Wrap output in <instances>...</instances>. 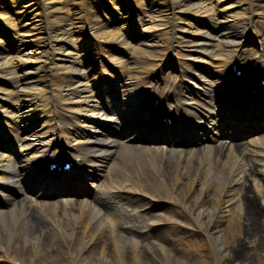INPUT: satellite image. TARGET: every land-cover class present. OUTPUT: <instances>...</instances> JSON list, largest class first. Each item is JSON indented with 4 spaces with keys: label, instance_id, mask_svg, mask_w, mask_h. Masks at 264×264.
Here are the masks:
<instances>
[{
    "label": "bare ground",
    "instance_id": "bare-ground-1",
    "mask_svg": "<svg viewBox=\"0 0 264 264\" xmlns=\"http://www.w3.org/2000/svg\"><path fill=\"white\" fill-rule=\"evenodd\" d=\"M44 1L45 4L49 3L47 6L49 8L48 17L51 18L49 24L52 25V27L49 28L45 40L41 41L38 38L30 37L26 40L20 39L18 41L19 44L16 43V45L23 53L11 64L4 59L3 51L0 50V78L7 79L10 85L15 87L18 86L19 83H21L23 87L26 85L25 89H20V93H17L16 96H11L10 104L16 109L22 107L21 113L12 114L11 117L15 123L22 122L23 129L27 127L30 129L34 124L33 122L39 119L37 115L46 113L45 110L36 113H33L32 110L31 113L30 109L27 108L29 107L27 104L34 99L37 86L31 84L36 80L35 75L38 71L47 69L45 62L48 60L49 56L47 55V51H49V55L51 56L50 64H52V66L58 65L63 70L58 79V87L61 91L59 99V106L61 107H59L58 112L63 119H66L68 114L74 119V124L71 123L73 128L71 133L73 137H67L69 141L67 140L66 143L76 147V145L81 144V142L97 140L98 135L96 134V129L93 130L94 133H92V135H83L81 134L80 127L85 126L86 123H84L82 119H75L76 114L80 116L82 114L83 117L95 115L97 106L94 104L92 90L88 86L87 77L83 71L84 68H80L77 58L72 55L73 53L69 48L72 41L69 39V32L65 28L67 17L63 9L67 4L64 3L63 0ZM55 1L59 2L61 6L51 8ZM182 1H184V3H182ZM185 1L186 0H178V3H182V5H184L183 9L190 11L189 14L191 16H197L195 15L197 13L206 14V9H204L203 4H189ZM220 2L222 4H227L226 7L220 9L216 13H212V15L207 14L206 17L211 15L209 19L219 21V23L223 25L228 23L229 17H231V20L239 22L240 18L237 16L238 7L246 3L242 0H220ZM260 2L264 3V0ZM253 5L254 2L252 1L249 7L252 8ZM23 15L26 16L23 26L26 29V35H29V31L40 26L39 21L42 22V13H40L39 9H35L31 12L26 11ZM0 21L3 22L6 28L10 27L12 30L15 29V25L11 22L10 16L0 17ZM235 31H237V29ZM226 33H229V26L223 30L221 29L218 34L229 35ZM110 35L112 36V33H110ZM235 37H238V34L235 33ZM235 37L230 38L228 41L230 43H237ZM211 38H213L212 34L204 32L200 36V39L191 40V43L195 50L202 49L203 45H206ZM71 45L73 46V43H71ZM37 47H44V49L39 51V56L41 53H43V55L38 59L27 57L28 55H33ZM67 62H69L70 65H65ZM86 67H89V65L87 64ZM18 70L21 72L20 75L17 74ZM129 70L131 76H137L138 73H140V68L135 63L130 65ZM223 77H226V73L224 71H219L217 80ZM192 86L196 88L195 84H192ZM223 86L224 85H222V87ZM134 89L135 88L126 89L127 97ZM10 93H12V91H10ZM180 97L183 98L182 100L186 103L183 90L180 91ZM18 99H20V101H18ZM62 111H64V113ZM28 117L31 118L29 121L27 120ZM69 126L70 125H68V127ZM88 127L90 126L88 125ZM20 130H22L21 127H17L16 132ZM40 134L43 135L44 133L40 132ZM24 139L25 138H22L21 140L23 141ZM100 140L103 139L100 138ZM33 145V142H24L23 145H20V148L25 151L26 155V151L33 149ZM238 145L239 144H235V148L232 146L223 148L221 144L213 146L202 145L199 149H184L185 152L183 154L185 155L182 157L174 151L172 152V159L174 160L176 158L178 164H181L176 168L178 173L176 172L174 176L171 177L166 170V160L162 162V170L159 166L160 156L163 157L161 153L162 148H146L143 146H131L126 144L121 147L117 160H115V162L118 163V169L124 174L122 181L120 182L119 180L118 182L122 184L125 183L128 178L127 174L134 173L141 177L140 179L145 186L150 185L153 190L156 191V181L159 188V179L164 177V175L170 176L167 181L165 180L168 188H170L172 184L179 186L182 184L183 180L179 173L183 171H185L187 180L190 181H195L199 177H204L205 180L206 177H208L206 198L204 197L197 205L196 201L193 200L194 203L192 204V200H190L188 201V205L186 204L184 207L189 209L190 212L193 210L196 215V220L200 224L207 226L214 246L218 248L221 240L219 234L220 224L223 216L231 211L233 202H235L237 211H239L241 215H245L246 213V235L254 232L260 233L259 229L254 227V219L261 216L262 211L256 208H252L251 210V207H248V203H244V200L250 194L249 189L251 188V183H248V178L251 176V173L242 170L239 164V157L237 154ZM258 148L260 150H256ZM256 149H252V155L257 157V159H255L257 162L261 161L264 165V144H260ZM109 150L111 151V149ZM96 152L103 153L106 151L94 149V156L97 155ZM169 153L170 152H168V154ZM179 153H182V151H179ZM23 155L19 159H13L2 153L0 154V183L10 189L18 191L23 190L21 179L34 169L33 158L23 157ZM33 156L36 157L38 154H33ZM86 156L87 154H85V157ZM248 160L252 162L251 158ZM125 165H129L133 171L127 170ZM25 171L28 173H24ZM155 171H157V173ZM158 172L161 174H158ZM262 177H264V173H262ZM253 180H257L254 182V186L259 190L262 202H264V182L255 178ZM161 198L162 197H160V199ZM120 202L122 204H127L126 206L135 205V202L131 199L120 198ZM140 205L145 206L142 207L143 213H141V215H133L127 212L125 208L118 209L108 204H104L103 208L96 209L86 200L77 202L70 199H59L53 203H39L37 201L33 202L32 200L26 201L17 204L16 207L10 210L0 213V216L4 215L0 217V249L7 251L5 256H10L15 264H33L34 261H36L38 252L40 250L42 251L51 241L55 244L56 241L63 240L65 244L69 245L72 240L74 241L78 238L80 241L78 247L80 255L78 257L79 259H76V261L79 260L81 263L88 260L85 253L93 246L95 247L93 244H97L98 255L94 264H145V261L148 262V249L152 250L155 247L153 245L152 247L150 245L138 246L136 236H145V234L138 231V228H141L139 225L149 221L148 215L154 216L155 212H151L153 208L146 207V205L143 204ZM40 209H42V213L38 211ZM43 214L50 217L48 221H46V217L42 216ZM161 228L162 227L153 228L151 230L150 239L164 242L165 232L162 231ZM78 234L79 236H77ZM257 236H259V234H257ZM262 239H264V236H260L257 240L264 241ZM125 245L128 246V249ZM22 249H25V251ZM109 252H111L112 258L108 256ZM247 252L248 249L246 250L245 248L244 250H236L235 253L238 255V260H236L232 256V251H230L228 258H224L223 264H242V260H240L241 258L239 259V256H242V259H248L250 256ZM72 262L74 263V261Z\"/></svg>",
    "mask_w": 264,
    "mask_h": 264
},
{
    "label": "rangeland",
    "instance_id": "rangeland-1",
    "mask_svg": "<svg viewBox=\"0 0 264 264\" xmlns=\"http://www.w3.org/2000/svg\"><path fill=\"white\" fill-rule=\"evenodd\" d=\"M10 1V3L12 4V0ZM13 1L14 7L12 6L10 9H8V11H10V13L12 14L11 17L13 18V23L16 24L17 33L15 34V36H17L18 34H26L24 27L22 26L24 22L23 14L24 12H26V7H23L24 4L21 3L20 0ZM63 2L67 3V5H65V8H63L68 19L66 22V28H69V31H75L78 22V16L76 14L77 9L75 6L77 0H63ZM58 5L60 4L55 1L52 5V8L56 6L58 7ZM162 10L163 12H167L166 7H163ZM0 14L2 15V11H0ZM40 33V29H34L30 34L33 35L32 37L40 38L42 37V34ZM132 52L135 53L134 55L137 58L141 57V52H139L138 50L133 49ZM17 56L18 53L16 51H12V53L6 54V60H15ZM171 176L173 175L171 174ZM252 183L254 184V181ZM180 187L174 192L177 199H182L183 197L187 198V196L189 197L190 195L188 199H191L192 203H194L193 200L197 202V200L199 201V199L201 198L198 195L200 183L196 186L198 190L196 188L194 190L192 188H189L186 182L185 185ZM249 193V198L245 199V204L248 203V207H251V210L252 208H256L262 211L261 216L254 219V227H257L260 233L254 232L246 235V213L245 215H241L239 211H237V207L234 202L232 204L233 207H231V211L227 212L223 216L220 224L219 234L221 238V244L219 246L223 251H218V256L214 257V260H212V252L209 250L208 246L205 243L206 239H209L207 237L208 228L197 227L196 223L194 221H191V215L188 212L181 211V207L179 206L181 205V203L177 202L176 207H173L170 204L166 203L164 205H166L167 208H163V205H161L163 209L160 207L154 210V212H156L157 214L163 213L161 216H159V219H162L166 222L165 226H162L163 229H161L165 232V241L159 245L150 240V235L143 236V238L137 236L138 240L141 242L140 244H138V246L141 247L142 245L146 244V246L150 245L152 247L153 245L155 247L152 249L153 252L152 250L148 249V262L145 261L144 263L219 264L224 260V258H228L230 251H232L233 258L238 260V255L235 252L236 250H240L241 247H244L246 250L248 249L247 254H249L250 257L248 259H242L243 257L239 256V259L241 258L240 260H242V264H264V241L257 240L260 236H264V205H261L262 198L260 197L259 191L254 185H252V187L249 189ZM204 197L206 198V196ZM176 211H178V214L176 213ZM174 219L182 221V223L186 222L187 225L178 229L179 226L170 225V223H168L169 221L171 222ZM257 234H259V236H257ZM77 236H79V234ZM79 244L80 241L78 240V238H76L74 241L72 240L69 246L65 245L62 241L59 240L56 241L55 244L53 241H51V243L47 244V246L42 249V251L40 250L38 252L36 261H34L33 264H73L72 261H74V264H94V261L97 260L98 255V247L96 246L97 244H93L95 245V247L93 246L85 253V256L88 260L84 263H81L79 260L76 261V259H79ZM125 247L128 249L127 245H125ZM244 248H242L241 250H244ZM22 250L25 251V249ZM213 253L215 255V252ZM108 256L112 258L111 252H109Z\"/></svg>",
    "mask_w": 264,
    "mask_h": 264
}]
</instances>
